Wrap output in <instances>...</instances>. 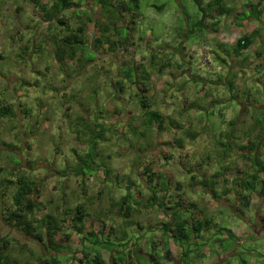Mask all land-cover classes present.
<instances>
[{"label":"rangeland","instance_id":"rangeland-1","mask_svg":"<svg viewBox=\"0 0 264 264\" xmlns=\"http://www.w3.org/2000/svg\"><path fill=\"white\" fill-rule=\"evenodd\" d=\"M231 1L233 10L244 12L237 20L256 16L246 7L253 0ZM73 2L78 6L50 21L59 11L53 8L54 0H0V107L9 106V113L0 117V243H7V252L20 263L43 264L54 257L62 264H78L82 251L92 246L71 229L77 205L85 209L84 233L96 230L105 235L108 229L99 225L102 221L113 226L116 239L99 238L120 244L113 258L123 261L136 236L146 233L148 241L152 233L147 226L137 229L126 223L118 213L121 196L140 192L141 177L142 196L147 200V193L154 191L159 197L155 184L149 189L145 169L165 174L171 185L181 183L183 192L189 194L186 171L193 166L211 172L223 154L224 162L220 163L232 171L238 162L241 166L249 164L235 156L237 148L252 139L250 119L242 118L238 105L246 100L247 92L233 86L237 101L230 100L228 86L231 80L245 85V80L229 74L228 70L234 72L237 66L231 56L235 42L224 43L221 38L239 39V35L224 34L213 27L184 37V32L202 18L194 0H138L139 10L122 14L120 20L116 2L111 11L102 9L98 0ZM207 12L208 17L217 16ZM60 17L64 25L56 23ZM223 17L231 19V15ZM204 23L212 22L205 19ZM104 26L109 29L107 33L100 31ZM260 32L262 40L256 50L264 57V28ZM66 38L72 41L75 56L58 61L56 54L64 48ZM96 39L103 45H95ZM111 42L116 44L112 51ZM192 48L193 56L186 55V49ZM222 54L226 56L224 62ZM128 73L130 80L124 79ZM246 74L251 75L249 71ZM253 78L255 87L250 85V89L259 92L252 95L256 102L254 98L251 101L258 105L259 98L264 102V70ZM147 110L165 118L162 129L151 128L141 119ZM230 121L236 123L233 138L218 137L219 132L229 134L226 124ZM96 122L109 129L99 134L97 127L98 133L94 132ZM259 157L264 160V155ZM84 162L90 167L79 168ZM75 169L80 176L72 172ZM98 170L102 175L110 174L106 181L97 179ZM199 171L198 177L203 173ZM20 177L37 190L30 196L35 209L29 221L51 215L60 232L68 235L65 241L60 234L55 238L61 247L59 255L51 250L47 253L37 239L6 224V215L14 210V184ZM160 177L162 188L165 179ZM134 203L129 199L126 206L133 207ZM137 218L143 217L135 212L129 220ZM141 224L146 225V221ZM127 233L129 238L124 236ZM42 238L45 241V236ZM245 244L244 249L249 250L252 243ZM108 248V254L116 249ZM99 249L93 246L89 252ZM146 249L148 254L153 251L150 245ZM256 251H260L259 246ZM244 260L260 264L258 257L246 255Z\"/></svg>","mask_w":264,"mask_h":264},{"label":"crops","instance_id":"crops-1","mask_svg":"<svg viewBox=\"0 0 264 264\" xmlns=\"http://www.w3.org/2000/svg\"><path fill=\"white\" fill-rule=\"evenodd\" d=\"M233 3L231 0H203L202 6H209V11L217 14V16L208 17L209 13L206 12L204 20H211L212 23L211 25L204 24L207 30L208 28L214 30L213 27H215L219 31L223 30L221 33L227 34L233 32L241 38L246 37L250 39V43L245 49L239 51L238 54L233 52L234 55L232 54L231 56L237 62V66L234 72L228 71L229 74L239 75L240 80H245V85L242 82H238V80H233L234 88L237 91L242 89L247 92L244 96L246 100L238 102L239 110H241V113L248 111V114L245 112L246 117L242 118L250 119L249 124L250 127L252 126V139L255 136L260 138V132L256 131L253 127L256 123L255 118H261V116L256 112L253 118L250 111L252 109L259 111L260 108H264V102L259 98L258 105H252L253 101L251 99L254 98V103L257 100L256 96L253 97L252 95H258L259 91L256 88L254 91H251L250 85L255 87L256 79L253 77L256 76V72L260 69L264 70V57L256 50V47L259 46L262 40L260 30L264 28V0H253L252 4L246 6L252 14L255 13V17H243L240 20H237V18L244 14V12H239L237 9L233 10ZM241 6L240 4L239 9H241ZM224 15H231V19L224 18ZM205 30L203 31L204 33ZM220 57L223 62L226 60L224 54ZM247 71L251 75H247ZM193 137H196V135H192ZM260 140L264 142L263 135ZM261 149H264V146ZM255 154L263 156L264 151H257ZM224 155L220 159V162H224ZM243 155L252 156L253 152L248 153L246 150L238 149L235 154L240 159H242ZM220 162L218 166L211 169V172H204L203 169L195 166L186 171L188 174L187 180L190 181L191 186H189L191 188L189 194L183 192V185L181 183L174 182L171 185L168 182L169 178H166L165 174L154 170L146 171L145 169L143 174L146 180L147 175H154L153 183L151 185L147 181L146 183L149 186L155 184L158 188L159 198L163 197L164 199V208L159 209L155 205L152 207L147 206L148 202L142 196L144 179L141 177L142 183L138 187L140 192L135 191L134 195L130 198L135 201L133 207L127 206L126 212V205H124L123 210L118 211V213L126 223L127 221L128 223L131 222L137 229L147 226V229L152 231L149 237L150 240H148L149 243L147 239L145 240L146 233H140V236H136L135 242L130 243L131 245L127 249L124 260L117 262L113 256L118 255L119 249L108 254V249L99 247L98 252L104 264L108 262L109 264H143L142 261H147L146 264H254L251 260H244L246 255L258 257L260 264H264V174L259 173L257 177L253 178L257 167L251 163L244 162L248 165L241 166V163L238 162L232 171L227 165L220 164ZM199 170L203 171V173H200V177L196 176L200 172ZM104 173L102 175L99 171L97 179H101L102 182L106 181L107 175L109 177L110 174ZM214 174H218V176L212 180ZM160 176L165 179L164 186L162 185V187L167 189L165 191L159 185V182L162 181ZM200 183H205L206 186ZM131 184L132 182L129 183L130 187ZM179 186H181L180 189ZM171 187L173 188L172 191ZM168 192H170V195ZM128 194L130 195V192ZM148 196L149 193H147ZM142 197L144 198L143 201H141ZM145 200L146 203H144ZM135 212L143 218H137L135 221L129 220V217ZM178 218L187 220L188 223H199L201 226V233L195 237L193 234L190 241L182 246H178V244L170 239L171 233H164L162 231V227L165 224H170L171 229H173L175 220H178ZM141 221H146V225H142ZM223 222H226L227 225H222ZM99 225L103 229L107 228L108 230L105 235L104 233H100L99 235L95 230L98 237L104 236L103 239L109 240H112V238L116 239L112 225L106 226L103 221ZM124 236L129 238L128 233ZM247 242L252 243L250 249L248 247L249 250L243 247ZM253 243L255 244L253 245ZM147 245H150L153 250L151 254L147 252ZM258 246L259 252L256 251ZM157 252L160 253V256L157 255ZM130 253H134V256L130 257ZM105 256L108 258L106 261L105 259L107 258ZM229 259L232 260L229 261Z\"/></svg>","mask_w":264,"mask_h":264},{"label":"trees","instance_id":"trees-1","mask_svg":"<svg viewBox=\"0 0 264 264\" xmlns=\"http://www.w3.org/2000/svg\"><path fill=\"white\" fill-rule=\"evenodd\" d=\"M202 1L203 0H194L195 4L199 7V10L202 13V18L192 27V29L188 30L187 32H184L183 36L184 37H189L190 35H192L194 32H198L201 33L206 29V26L204 24V18L206 16V12L209 11V6L207 7H203L202 6ZM114 2H116L119 6H117V18L120 20L121 19V15L124 13H131V12H137L139 10L138 7V0H98L99 6L106 10V11H111L110 9H112L114 6ZM127 2L128 6H124V3ZM75 6H78L77 4H75L73 2V0H54V4H53V8H57L59 9V11L54 14L53 16H50V21H52V19L54 17H57L62 11L65 10H69L71 8H74ZM43 11L46 10V8L42 7ZM56 19V18H55ZM88 20L90 21L91 19L88 18ZM56 23H59L61 25H64V20L63 18H58ZM96 27V24H95ZM116 26H114L115 28ZM98 28V27H96ZM81 28H78V31L81 32ZM101 33H107L109 31L107 26H104L103 28H101ZM74 39H77L76 36L73 37ZM249 38L243 37L240 38L232 47V51L235 54H238L239 51L245 49L250 41ZM65 46L64 48L60 47L59 48V53L56 54V58L58 61H61L63 58H65L67 61L69 60H73L74 56H75V52L73 47H71V43L72 41L68 38H66L65 40ZM77 42V40H76ZM79 42V41H78ZM105 42H107V40H105ZM62 43V42H61ZM103 42H101L99 39L95 40V45H103ZM109 44V43H108ZM61 45V44H60ZM110 46V51H112V49L114 47H116V44L114 42H111L109 44ZM67 56V57H65ZM135 70V69H134ZM131 76L128 74H126V77L124 79H129L130 80ZM149 75L146 74L145 75V79H148ZM120 89H122V84L120 82H118ZM228 86L230 89V100H234L237 101V99L235 98L234 95H232V90H233V86L234 83L231 80V82H228ZM143 105V107L145 106V104L143 102H141ZM9 107V106H8ZM8 107H4L1 106L0 107V117H5L8 113H9V108ZM246 114H248V111H245ZM245 112L243 111L241 113V116H245ZM250 112H252V117L254 118V114L256 112L259 113V115L261 116V118H255L256 119V123L255 125H257L258 130H259V137H254L252 140H247L245 146H240L238 147L239 150H246L248 153L253 152V155H247V156H242V160L244 162L247 163H251L253 166L257 167V169L255 170L254 176L253 178L257 177L259 173H263L264 174V160L261 159L259 157V155L255 154L259 149L262 148V141L260 140L262 135H264V108H260V110L258 111L257 109H252ZM141 119L144 120V122L146 123V121H148L146 123V125L150 126L151 128L153 126H156L157 129H162V126L165 122V118L163 116H161L157 111H153V110H147L144 113H142L141 115ZM97 120V119H96ZM143 123V124H145ZM174 125L178 126L179 124L176 123L175 121L173 122ZM86 125V124H85ZM236 125V123L234 121H230L229 124L227 125V129H228V135L227 134H221L219 132V136L218 137H223L224 135H226L228 138H233V131H234V126ZM253 128H257V127ZM87 128L89 129H93L90 128V125H86ZM95 129L93 130L94 132H96V128L99 127V134H102L105 130H108L109 127H103V124L100 123H95L94 125ZM230 130V131H229ZM90 131V130H89ZM136 131V129L134 130V132ZM92 133V132H91ZM98 133V131L96 132ZM218 135V134H217ZM192 136V135H191ZM87 142V141H86ZM88 160L90 161V157L88 158ZM88 162H84V166H79V168H85V167H90V166H86ZM92 164V163H91ZM221 164V163H220ZM223 164V163H222ZM77 169H75V171H72L73 173L76 174V176H80L81 173L76 171ZM81 171V169H80ZM218 174H214V176H212V180L215 179V177H217ZM153 177L154 175L152 174L147 175V183L149 185H151L153 183ZM213 182V181H212ZM11 184V183H10ZM201 185H205V183H200ZM13 185V184H11ZM14 186L16 187V190L12 196V202H13V209L12 211H9V213L6 215V224H8L11 227H16L19 230H22L24 232V234H26L29 237H34L35 239H37V241L39 243L42 244V247L45 249V251L47 253L50 254V250L55 252L56 254L59 255L61 247L55 243V238L57 236V234H60L62 236V240H68V235L66 233H61L60 232V227L57 226V224L55 223L54 218L51 215H46L44 218L42 219H34L33 221H29L28 217L30 215H32L34 213V209H35V204L34 201L32 200V197L30 199V196H33V194L37 193V190H35V185L30 182H28L25 178L20 177L19 179H17V181L15 182ZM132 186V184H131ZM181 186H179L180 189ZM153 188L152 186H150L149 189ZM154 189V188H153ZM162 189L165 191L167 190L165 187H162ZM128 190H130V187L128 188ZM212 192V191H211ZM213 194V193H212ZM131 198V196L129 194L125 195L124 197H122L120 199V204H119V211H122L123 206L126 205L129 201V199ZM163 197L159 198L155 192H150V195L147 197V202H148V207H152L153 205L157 206L159 209L164 208V203H163ZM117 204V203H116ZM128 207L126 206V212H127ZM85 209L81 206V205H77L75 210H74V215L72 217V225H71V229L73 228L75 233L78 235H81L84 242H89L91 244V246H95V247H103L105 249H109L108 247H121L120 244L117 245H113L110 244V242L106 243L105 241H102L99 237L98 234L96 233V231L93 232H85L84 233V226L82 224V219L84 217V212ZM123 215V213H122ZM127 215V214H125ZM124 215V216H125ZM180 215V214H178ZM127 217V216H125ZM14 226H13V225ZM189 224V225H188ZM35 225V226H34ZM190 226V227H188ZM41 230H44L45 233H40ZM162 231L164 233L168 232L171 233L170 235V239L173 240L174 243L179 245H185L187 244L190 239L191 236L193 235L194 237L196 235H198L199 233H201V226L199 225V223H188L187 220L178 218V220H175V224L173 226V229H171V225L170 224H165L162 227ZM37 232V233H36ZM45 236V241H42V237ZM60 239V241H62ZM109 240V239H107ZM91 247V248H92ZM7 248L8 245L7 243H5L4 241L0 243V264H31L27 261L20 263L18 260H16L15 258L11 257V255L9 254V252H7ZM84 249L82 251V255L81 258L78 259V264H104L101 255L99 254L98 251H95V253L91 254L89 252V250L91 249ZM115 249V250H116ZM43 264H62L60 263V260L55 259L54 257H48V259H45L43 261ZM159 264V263H158Z\"/></svg>","mask_w":264,"mask_h":264},{"label":"built area","instance_id":"built-area-1","mask_svg":"<svg viewBox=\"0 0 264 264\" xmlns=\"http://www.w3.org/2000/svg\"><path fill=\"white\" fill-rule=\"evenodd\" d=\"M221 38H222V41L224 43H229V42H235L236 43L240 39V38L239 39L236 38L235 36L228 37L227 35H222ZM194 52H195L194 48H192L191 50L186 49V51H185L186 55H188V56H193Z\"/></svg>","mask_w":264,"mask_h":264}]
</instances>
